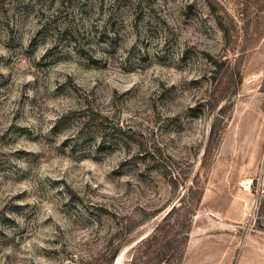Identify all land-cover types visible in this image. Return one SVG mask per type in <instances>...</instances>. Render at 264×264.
Listing matches in <instances>:
<instances>
[{"label": "rangeland", "instance_id": "374dc122", "mask_svg": "<svg viewBox=\"0 0 264 264\" xmlns=\"http://www.w3.org/2000/svg\"><path fill=\"white\" fill-rule=\"evenodd\" d=\"M263 79L264 0H0V264H143L187 188L178 264H264Z\"/></svg>", "mask_w": 264, "mask_h": 264}, {"label": "trees", "instance_id": "16d2710c", "mask_svg": "<svg viewBox=\"0 0 264 264\" xmlns=\"http://www.w3.org/2000/svg\"><path fill=\"white\" fill-rule=\"evenodd\" d=\"M220 24V29L222 31V36L225 37L226 32L224 31L221 23ZM220 63H217L215 61H212V65H211V70L217 74L219 69H220ZM237 74V81H240V75L238 73V71H236ZM216 78V77H214ZM262 90L264 92V79L262 82ZM215 125L212 124L209 127V133H208V137L211 140L213 135L215 134ZM169 180L171 181V183H174L173 178H169ZM173 185V184H172ZM187 190L189 191V193L185 194L178 199V202L174 203L171 205V207L166 211L165 215L162 217L161 221L154 227V229L144 238L140 239L139 242L137 243L136 247L134 248V256L136 258H144L146 260L143 261V264H148V262L152 259H154L155 257V264H158L159 262H161L162 260H164V256L168 257L164 260V262H170L172 259H174V263L178 264L180 258H181V253H182V245L185 243V240L187 238V230H188V226H189V221L185 222V225H183V232L176 233V229L177 226L179 225V222L177 224V226H175L174 222H175V217H173L171 219V214L176 213L178 211H184V213H190V216L192 215V210L194 209V206L196 204V202L198 201L196 195H195V203L191 204L189 203L188 200L192 199V191L187 188ZM189 216V217H190ZM176 220H178L176 218ZM172 221V222H171ZM181 221V220H178ZM176 231V232H175ZM178 236V239H177ZM180 244V246H178V244ZM118 246L120 245H116L115 249L112 251L111 255H110V259H112L118 249ZM161 252V256L158 253ZM133 257V255H132ZM163 262V261H162Z\"/></svg>", "mask_w": 264, "mask_h": 264}]
</instances>
